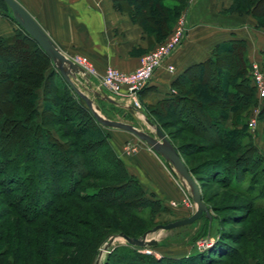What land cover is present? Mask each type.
I'll return each mask as SVG.
<instances>
[{
    "label": "trees",
    "instance_id": "1",
    "mask_svg": "<svg viewBox=\"0 0 264 264\" xmlns=\"http://www.w3.org/2000/svg\"><path fill=\"white\" fill-rule=\"evenodd\" d=\"M187 2L114 3L125 4L147 34L162 40ZM255 2L234 0L228 9H252L261 27ZM0 7L17 25L0 35V264H91L107 234L140 236L155 225L161 201L128 171L104 126L3 0ZM245 46L243 38L217 43L206 61L177 76L175 92L144 107L178 150L208 209L219 210L205 193L213 182L218 192L235 194L228 206L240 213L196 219L201 226L190 239L212 236L198 249L173 255L158 249L168 246L158 240L150 246L160 253L155 255L125 242L112 246L103 264H264V150L242 123L257 103ZM99 101L100 107L109 102ZM259 120L264 138V103ZM188 156L197 161L190 164ZM89 178L98 181L89 185ZM254 212L253 230L221 225L243 222Z\"/></svg>",
    "mask_w": 264,
    "mask_h": 264
},
{
    "label": "crops",
    "instance_id": "2",
    "mask_svg": "<svg viewBox=\"0 0 264 264\" xmlns=\"http://www.w3.org/2000/svg\"><path fill=\"white\" fill-rule=\"evenodd\" d=\"M114 2L22 0L20 3L63 52L71 57L85 58L93 68V72H90L91 87L99 89L101 75L108 65L131 70L138 65L143 53L165 40L168 35L158 40L147 34L133 20L125 4L117 7ZM231 2L188 0L181 10L186 17V34L180 45L155 69L138 93L143 107L156 104L175 92L173 82L177 76L188 67L206 61L217 43L243 38L248 61L264 63V26L257 27L250 14L230 11L228 8ZM10 30L11 24L5 22V16L0 13V35L9 34ZM169 64L173 65V69L168 68ZM99 100L96 98L95 102L99 104ZM225 126H231L230 118ZM116 129L118 131L113 135V141L119 150L120 138L127 135L126 130ZM124 157L128 171L139 178L148 192L159 195L175 216L181 217L194 210L193 203L185 204L182 201L187 195L183 184L150 147L138 144L135 151ZM166 247L163 246L165 251Z\"/></svg>",
    "mask_w": 264,
    "mask_h": 264
},
{
    "label": "water",
    "instance_id": "3",
    "mask_svg": "<svg viewBox=\"0 0 264 264\" xmlns=\"http://www.w3.org/2000/svg\"><path fill=\"white\" fill-rule=\"evenodd\" d=\"M3 1L9 8L13 19L49 56L55 70L71 90L84 101L86 107L89 108L95 119L103 126L129 131L141 140H144L156 153L163 157L166 165L183 180L188 188L189 196L195 203V208L189 215L165 223H156L151 228L146 229L140 236H129L123 231L111 233L102 244V247L106 250L118 239L141 247L151 246L158 241L156 236L150 235L151 233L191 223L203 215H206L211 220V213L201 197V190L196 179L189 171L178 150L163 129L148 117H144V119L152 127L153 133L144 131L129 122L112 119L104 115L101 112L100 105L95 102L96 98L126 107L130 112H133L135 107L132 104L120 102L108 94L102 87L99 89L92 88L90 84V72L76 62L70 55L63 52L18 0ZM89 93L93 95H89ZM100 256L101 250H99V257L96 260V264H103Z\"/></svg>",
    "mask_w": 264,
    "mask_h": 264
},
{
    "label": "rangeland",
    "instance_id": "4",
    "mask_svg": "<svg viewBox=\"0 0 264 264\" xmlns=\"http://www.w3.org/2000/svg\"><path fill=\"white\" fill-rule=\"evenodd\" d=\"M233 1L234 0H232V2ZM255 1L252 0V2H255ZM20 2L22 3V0H20ZM232 2H231V4H232ZM253 10L259 14L258 15L259 20L264 21V0H259V1L257 0V2H255V8ZM230 11L239 12L240 14H242V13L250 14L255 19V23H256V17L253 15L252 9H250V8H249V10L244 9L243 11L240 9L239 10L230 9ZM0 13H2V15L5 16V22L11 24V30L9 31V34H11L13 32V30L17 27V25L12 20L8 19V16H7L8 14L4 10V8L0 7ZM180 15L185 17L184 13L180 12L178 14V16L176 17V19L173 22L172 28H170V30L168 32V35L173 30L174 24L179 19ZM185 22H186V17H185ZM186 30H187V25H186ZM185 34H186V32H185ZM185 34H184V36H185ZM168 35H167V37H168ZM163 41H161L160 43H162ZM38 92H39V89H38ZM256 97H257V101H256L257 103L254 104L252 107H250L249 111L242 118V123H246V125L248 126L247 122H248L250 115H252L253 112L255 111V108H257V106H259L258 112H257V124L253 128L248 126V129L253 133V141L257 144V146H259L261 149L264 150V138L262 136L263 135V130H262L263 126H261V122L259 120V112L261 109V105L264 103V97L263 98H259L258 96H256ZM137 99L140 103V107L134 108L133 112H130L126 107L116 106L114 104H111V103L105 102V101L100 103L101 104V112L109 118L129 122V123L135 125L136 127L144 130V131L153 133L152 127L150 125H148L144 119V117H147V116L145 115L144 107H143V105H141V102L139 100V94L137 95ZM36 101H37L36 104H40L39 99ZM120 102L128 103V104L132 103L131 101L126 100V99L121 100ZM104 131L108 133L110 143L113 145V147L116 149L117 153L124 160H125L124 155H129L133 151H135L138 147V144H143V145L150 147L144 140H141L140 138H138L137 136H135L133 133H131L129 131H125V133H126L125 135H127V136H125V138H122V139L120 138L121 148L118 150L114 144V141H113V135L118 131V129L113 128V127H105L104 126ZM27 133H28V131H27ZM177 140L180 141L181 139L177 138ZM150 149H152V148L150 147ZM160 157H161V160L164 162V164H166L163 157L161 155H160ZM187 159H188L190 164L197 161L196 156H188ZM170 170L173 172L175 177L183 184V187H185V189H186V194L189 195L188 188H187L186 184L183 182V180L172 169H170ZM87 180H89V182H87V184H89V185L92 184L93 181H98V180H95L94 178H89ZM89 185H87V186H89ZM215 187H216V185L213 184V182H209L207 187H205V193L210 198V203H214L215 205H218L217 207H219L218 211H214L213 209H211V210L209 209L210 213L213 212L218 217H221V215H232L234 213H240V212H237L239 210L232 209V207L230 208L228 206V204H230L233 200H236V197L234 196L235 194L233 195V193H231V192H225V190L218 192L217 190H215L216 189ZM147 192H148V190H147ZM214 192H218V193H214ZM148 195H149V192H148ZM233 196H234V198H233ZM155 197L161 201V208H158V212L155 215L154 223H165V222L171 221L173 219L179 218L178 216H175L172 213L173 212L172 209L169 208L167 204H164V200L161 199V197L159 195H156ZM192 203H193V207L195 208V203L193 202V200H192ZM2 207H4V206H3V204L0 203V211H1ZM192 211L193 210H190L189 213H186V214L189 215ZM183 216H186V215H183ZM183 216H181V217H183ZM257 217H258L257 214L254 212V213L250 214L249 217L243 222L236 223V221H235V222H230L226 226L224 225V223H221V225L223 227H225L227 230L229 229V230H234V231H240V230L249 231V230H253V228L256 226ZM194 221H193V223L191 222V223L184 224L181 226H177V227H174L171 229L160 230V231L158 230L154 233H151L150 235L156 236L158 238V240L166 241L168 243V247H166L165 249H166V251H169L170 254L180 255L182 253L189 252L190 249L193 250V248H195V247L198 249L201 240H205V239L210 240V241L212 240V236H210V235H208L207 237L204 236L203 238H198L195 241H192L190 239L194 235V233L197 232L199 227L201 226V220H197L195 222ZM209 222H210V220H209ZM110 234L111 233L107 234L104 237V239L102 240V242L99 244L98 250H97L95 256L93 257L91 264H96V260L99 257V250H101V252L103 254V255L101 254L102 256L100 257V259L104 261L107 252L110 250V248L112 246L119 244V243H125L122 239L115 240L110 245V247L108 249H106V250L104 249V251H102V248H103L102 244L104 243V241L107 239V237ZM207 242H209V241H207ZM200 246L202 247V245H200ZM147 249H149V251H147ZM158 249L163 250L164 248L162 247V248H158ZM142 250H144L146 252H152L155 255H159V253H157V251H156L157 249L153 250L150 248V246L143 247Z\"/></svg>",
    "mask_w": 264,
    "mask_h": 264
},
{
    "label": "built area",
    "instance_id": "5",
    "mask_svg": "<svg viewBox=\"0 0 264 264\" xmlns=\"http://www.w3.org/2000/svg\"><path fill=\"white\" fill-rule=\"evenodd\" d=\"M185 32V17L180 15L168 37L162 43L143 53L135 68L131 70H122L116 66L108 65L100 78L101 87L117 100H129L135 108H139L140 103L137 99L138 93L151 78L155 69L180 45ZM72 58L87 71L93 72V68L87 63L83 56H73ZM168 68L173 69V65L169 64ZM250 75L256 88V95L259 98H263L264 70L259 61L251 62ZM258 107L259 106L255 108V111L250 115L247 122L248 126L252 128L257 124ZM182 201L185 204H192L189 195H186ZM207 241L206 239L201 240L200 245L210 244V242ZM147 251H149V249H147Z\"/></svg>",
    "mask_w": 264,
    "mask_h": 264
},
{
    "label": "bare ground",
    "instance_id": "6",
    "mask_svg": "<svg viewBox=\"0 0 264 264\" xmlns=\"http://www.w3.org/2000/svg\"><path fill=\"white\" fill-rule=\"evenodd\" d=\"M102 251H104V248H102ZM101 254H102V252H101ZM102 255H103V254H102ZM102 255H101V256H102ZM101 256H100V257H101Z\"/></svg>",
    "mask_w": 264,
    "mask_h": 264
}]
</instances>
